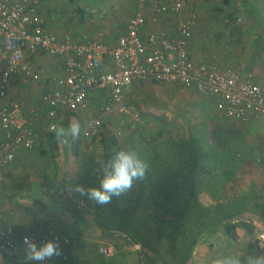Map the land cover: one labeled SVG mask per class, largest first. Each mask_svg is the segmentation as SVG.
Returning a JSON list of instances; mask_svg holds the SVG:
<instances>
[{"label": "crops", "instance_id": "0c3cea01", "mask_svg": "<svg viewBox=\"0 0 264 264\" xmlns=\"http://www.w3.org/2000/svg\"><path fill=\"white\" fill-rule=\"evenodd\" d=\"M36 1L47 30L58 35L69 33L79 41L93 38L108 45L115 44L117 38L126 30L127 19L137 12L144 14L148 26L157 30L164 29L170 33L174 31L179 17L184 19L194 16L192 37L188 45L191 58L196 62H216L222 66L238 68L243 73H252L255 81L264 86V0H227V2L215 0L216 3L213 0H181L183 7L178 14L164 13L157 17H154L149 6H139L137 0H67L80 18L82 15L88 16L81 22L79 18L72 20L64 16L62 10L65 6L64 0ZM163 1L172 3L175 0ZM223 11L231 20L227 29L216 19L217 13ZM55 13L62 20L65 18L69 21L72 26L69 31L56 32L51 27L57 25L52 18ZM241 13L244 20L238 23L236 19ZM25 58L36 76L31 79L21 74L13 75L6 100L16 104L20 113L28 118L29 111L40 106L41 95L51 89H57L55 72L62 67V58L51 55L43 49L35 51L26 49ZM142 81L125 87L124 98L127 97L129 90L137 88L138 83ZM164 84L170 91H179L184 95L190 94L192 98L199 97L205 100H201L197 106L204 108V116L202 115L201 118H208L205 121L204 131L193 134L192 138L196 141H191L190 147L187 148L190 153L186 156L191 163L186 164V157H183L185 162L182 166H185L186 170L179 172L185 175L184 171H187L189 182L195 181V199L213 213L210 221L200 228L198 243L192 249V253L198 250L199 256L196 260L192 258L186 260L184 264H207L208 259L213 256L257 254L256 244L262 246L264 243L259 239V234L264 232V123L257 118L242 121L225 116L217 109L215 98L201 97L194 87L180 88L183 85ZM108 93L109 89L89 91L86 107L78 112L61 109L52 119L46 116L45 108L41 107L40 117L30 122L36 137L33 146L20 148L15 153L13 161L4 168L2 186L0 185L2 196L5 191V195L0 200V218L3 226L14 229V237L20 233L51 227L70 239L69 244L58 243L61 254L53 256L43 264H110L114 260L118 261L117 264H142L139 251L132 249L125 239L123 245L120 244L115 249L118 255L116 259L114 255L104 257L94 247L95 242L103 237L99 229L94 228L87 233L84 226L75 224L71 226L70 222L65 228L60 222L45 218L36 206L30 203L32 198L36 204H39L45 190L50 189H46L44 182L41 181L43 174L38 175L40 170H35L38 164H42V156L49 153L52 157L56 156V161H63L67 155L75 157L80 153V148L75 153L74 147L62 148L64 145L59 142L56 150H49L47 147V137L51 131L49 124L54 122L67 127L69 122L75 119L79 121L80 129L83 131L88 119L102 101H98L97 98L104 100L108 97ZM73 144L77 145L76 142ZM192 146L197 148L195 155L191 151ZM146 151L141 153L140 157L144 160L148 159L147 162L152 168V162L156 159H153L151 150L146 148ZM170 164L177 173L175 164ZM62 166L66 172V165ZM39 167L41 168V165ZM161 177L167 181V186L170 184L176 191L175 175L170 176L171 180H167L165 175ZM148 184V188L158 187L151 182ZM68 189V183L63 180L57 184V192L62 193L63 197L58 198L56 204L70 203L74 199L82 200L80 198L83 195L74 191L72 196L71 191H65ZM187 195L192 196L191 192ZM153 197L155 202L165 197L169 198V195L165 193ZM58 217L66 220L68 216L60 214ZM58 217L56 216V219ZM225 223L233 224L234 229L227 233L224 229ZM125 249L131 251L127 253ZM131 253L136 255L133 256ZM64 254L67 255L65 260L62 259Z\"/></svg>", "mask_w": 264, "mask_h": 264}, {"label": "built area", "instance_id": "2783aa9c", "mask_svg": "<svg viewBox=\"0 0 264 264\" xmlns=\"http://www.w3.org/2000/svg\"><path fill=\"white\" fill-rule=\"evenodd\" d=\"M139 6H149L154 14H178L181 0H137ZM194 16L175 23L172 33L148 26L144 14L137 12L126 22V30L115 44L108 45L93 38L75 40L69 33L55 34L45 27L36 0H0V185L5 166L12 162L20 148H31L35 133L30 122L40 117L41 107L46 116L56 117L65 109L78 112L87 106L88 94L109 89L107 100L99 104L88 119L82 134L92 138L101 126V116L114 110L139 121L137 110L128 108L123 92L125 87L142 80L176 83L194 87L205 98H215V104L225 116L238 120L257 118L264 123V86L252 73H243L232 66L216 62H196L188 50L192 37ZM43 49L62 58V67L55 72L57 89L40 97V106L29 111L26 118L16 104L6 100L11 77L16 74L28 78L36 76L25 58V50ZM54 123V122H52ZM49 124V129L50 125ZM3 226L0 218V264H37L25 259L24 237L40 246L45 241L70 243V239L51 227L20 233ZM131 248L140 252L142 264L144 247L128 238ZM264 242V232L259 234ZM98 252L112 254L111 246H99ZM67 259V255H62ZM46 261L42 262L45 263Z\"/></svg>", "mask_w": 264, "mask_h": 264}, {"label": "rangeland", "instance_id": "374dc122", "mask_svg": "<svg viewBox=\"0 0 264 264\" xmlns=\"http://www.w3.org/2000/svg\"><path fill=\"white\" fill-rule=\"evenodd\" d=\"M213 2L216 3L215 0H213ZM64 3L65 6L62 8L63 13L65 14L64 16L76 20L79 18L80 22L82 19L84 20L88 17L87 15H82L80 18L77 11L70 7L67 0H64ZM87 3L91 2L87 1ZM52 18L55 19L57 25L51 27L56 32L69 31L72 27L67 19L63 18L62 20L56 13ZM216 19L221 22V25L225 29L231 24V20L228 18L225 11L222 13L218 12ZM243 20L244 16L243 13H241L236 19V22L241 23ZM98 21L100 22V20ZM95 28L97 29V27ZM180 88H186V86H180ZM97 100H102L100 102V104H102L107 99L103 100L102 98H97ZM201 100L202 99L199 97L192 98L190 94L184 95L179 91H170L164 83L152 80L139 82L137 88L129 90L128 95L125 98L128 108L137 110L140 114L138 125H136L133 130L128 129L124 124L119 122L114 110L101 116L103 123L99 127L98 132L92 138L84 139L81 132L82 129H80L77 138L73 139L70 137L68 138V144H62L64 145L62 148L71 146L75 147L73 142H76L77 145H79L78 148H80L78 156L76 155L74 157L73 155H67L64 157L63 161H56V156L52 157L49 153L43 155L42 164H38L35 167V170H40L38 175L40 173L43 174L41 181L44 182L46 189H50H48V191L45 190L39 204H36L32 198H30V203L36 206V209H38L45 218L51 219V221L60 222L65 228L68 227L70 222L71 226L72 224L77 226L80 225L81 227L84 226L87 233L91 232V229H99L103 237L99 239L98 242H95V249L98 251V247L102 245L111 246V255H114V258L116 259L118 255L115 253V249L122 244L124 237H122L120 229L106 224V220L110 219L111 214L114 216L116 213L129 210L128 212L131 213L133 217H136L141 221H150V217L155 213L154 208H156L157 210L159 209V213H157L158 215H164L168 218L173 215L172 211L162 213L161 209L166 205L162 203L163 200L159 201L158 205L154 202V195L160 196L166 193V191H163L164 189L160 188V180H158L159 189L152 187L154 190L151 191L147 187V185H149L148 177L155 172L162 175L167 165L170 163H174L177 168L176 171H178L174 177V185L176 186L175 193L177 196L181 197V199L176 205L181 211L185 209L181 212L182 214L186 211V206L182 204V199L185 195L186 187L190 185V182L187 171H184L185 175L179 171L183 169L186 170L185 166H182V163L185 162L183 157H186V164L191 163L188 161L186 155L187 153H190L187 149L190 147V142L196 141L192 138V135L204 131L203 129L207 117L205 116V119L201 118L202 115L204 116V108H198L197 106ZM112 135H115L118 138L117 143L123 146L122 149L135 151L139 156L141 153L147 152L146 148L151 150L150 153L156 161L152 162V168L149 167L146 178L144 180L134 181L133 187L130 191L119 198L113 197L111 203L107 205L96 204L86 196L80 198L82 200L74 199L70 203L56 204V200L63 197L62 193L57 192V184L62 182V180L63 182L68 183L69 189L65 191H71L72 196H74V191H72V189L76 185L85 188L98 186V174L96 171L98 165L96 164V161L102 158H107V156L111 154V151L115 149V146L111 143ZM137 146L139 149H137ZM174 152L175 154H173ZM64 164L67 168L66 172L65 169H63L64 166H62ZM39 165H41V168ZM172 169L175 171L174 168ZM148 174H150V176H148ZM63 188H65V186ZM3 194L5 195V191ZM65 194L66 192L64 195ZM3 196L2 190L0 189V200ZM137 196H140V198H138L140 199L139 201H136ZM155 204L157 207H154ZM150 209L152 213H149L148 216L146 214H148L147 212ZM60 214L67 215V219L62 220L61 217H58ZM56 216L58 217L57 219ZM183 219H185V216ZM188 225L190 227H195L192 223ZM218 228L220 229L221 225ZM194 234L196 233L194 232ZM183 235L184 234L177 239L179 243L184 242ZM213 242L215 243V241ZM125 250L127 253L131 251L130 249ZM111 255L103 256L111 257ZM131 255L134 256L136 254L131 253ZM197 256H199V252L198 250H195L193 253L191 252L189 259L192 258L193 260H196ZM105 262L107 261L105 260ZM117 263L118 261L114 260L110 264ZM151 264L164 263L160 262L158 259H154V261L151 260Z\"/></svg>", "mask_w": 264, "mask_h": 264}, {"label": "trees", "instance_id": "16d2710c", "mask_svg": "<svg viewBox=\"0 0 264 264\" xmlns=\"http://www.w3.org/2000/svg\"><path fill=\"white\" fill-rule=\"evenodd\" d=\"M223 1L227 2V0ZM115 114L118 116L119 122L124 124L130 130H133L140 121H134L128 114L117 112V110H115ZM127 117L129 119H127ZM117 139L118 138L115 135H112L111 143L115 146L116 150L122 149L123 146L117 143ZM47 147L51 151L56 150L58 147V141L56 140L54 133L51 131L48 133ZM74 150L75 153L78 152V145H75ZM191 151L195 155L197 148L192 146ZM172 165L174 164L172 163ZM162 175H165L167 180H171L170 176L172 177L173 175H176V172L171 168V164H168ZM148 176H150V174H148ZM158 180H160V188L164 189L163 191H166V195H169V198H162V203L166 205L163 206L161 211L162 213L172 211L173 215H171L170 218L165 217L164 215H158L157 213H159V209L157 210L154 208L155 213L150 217V221H141L138 218L133 217L128 210L126 212L116 213L114 216L111 214L110 219L106 220V224L120 229L121 233L126 234L129 239L140 243L144 247L145 253L143 257H146V259H144L145 264H151V260L154 261V259H158L164 264H184L186 260L190 258L192 249L197 243L198 235L196 234H198L200 228L210 221L213 211L204 207L197 201V199H195V181L190 180V185L186 187L187 189L183 196L184 202L182 201V204L186 206V211L182 214L181 212L185 209L181 211L176 205L180 202L179 200L181 197L176 195L174 187H171L170 184L167 186V181L157 172L148 177V182H151L156 186H158ZM148 189L151 191L154 190L153 188ZM155 189H159V186ZM189 192H191L192 196L187 195ZM136 198V201L140 200L138 199L140 196H137ZM155 203L158 205L159 201H155ZM156 204L154 207H157ZM147 213L148 214L146 215L149 216V213H152L151 209ZM184 216L185 219H183ZM190 223L194 224L195 227H190L188 225ZM225 224L224 229L227 233L234 229L233 224ZM194 232L196 234H194ZM182 234H184V242L182 241L183 243H179L177 239L179 236H182ZM124 239L127 243L129 242L127 238ZM256 245L258 250L257 254L264 252V243L262 246L259 244Z\"/></svg>", "mask_w": 264, "mask_h": 264}, {"label": "clouds", "instance_id": "9594fccd", "mask_svg": "<svg viewBox=\"0 0 264 264\" xmlns=\"http://www.w3.org/2000/svg\"><path fill=\"white\" fill-rule=\"evenodd\" d=\"M50 130L54 133L56 140L61 144H68L69 137L75 139L80 133L79 121L73 119L65 127L63 124L52 123ZM98 168V186L85 188L76 185L72 191L86 196L89 200L99 205L110 204L113 197L119 198L133 187L136 180L146 178L149 163L141 158L135 151L114 149L107 158L96 161ZM26 246L25 259L42 264L53 256H59V244L55 241H45L40 246L28 237H24ZM207 264H264V252L260 254H228L213 256L208 259Z\"/></svg>", "mask_w": 264, "mask_h": 264}]
</instances>
